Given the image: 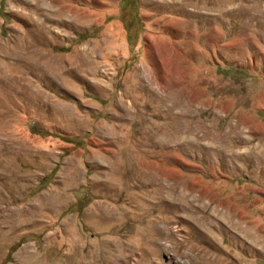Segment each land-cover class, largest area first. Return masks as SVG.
I'll return each instance as SVG.
<instances>
[{
	"label": "rangeland",
	"instance_id": "rangeland-1",
	"mask_svg": "<svg viewBox=\"0 0 264 264\" xmlns=\"http://www.w3.org/2000/svg\"><path fill=\"white\" fill-rule=\"evenodd\" d=\"M38 4L0 0V264H264V0Z\"/></svg>",
	"mask_w": 264,
	"mask_h": 264
},
{
	"label": "bare ground",
	"instance_id": "bare-ground-1",
	"mask_svg": "<svg viewBox=\"0 0 264 264\" xmlns=\"http://www.w3.org/2000/svg\"><path fill=\"white\" fill-rule=\"evenodd\" d=\"M33 1H34L35 8L38 9V7H40V5L38 4V1H39V0H38V1H37V0H33ZM40 8H41V7H40ZM180 199H185V196H180ZM162 229H164V226H161V227H160V230H159V233H160V234H163ZM166 230H167V229H166ZM165 235H166V234H165ZM167 235H168V233H167ZM170 246H171V245H170ZM167 248H168V247H167ZM163 249H164V248H163ZM202 252H203V251H202ZM203 253H205V252H203ZM196 254H197V253H196ZM200 255H201V254H200ZM200 255H199V256H200ZM207 255H208V254H207ZM201 256H203V255H201ZM200 258H201V257H200ZM204 258H205V257H204ZM204 258H203V259H204ZM196 259H197V258H196ZM206 260H207V258H206ZM200 261H201V259H200ZM198 263H199V262H198ZM206 263H207V261H206ZM199 264H200V263H199Z\"/></svg>",
	"mask_w": 264,
	"mask_h": 264
},
{
	"label": "trees",
	"instance_id": "trees-1",
	"mask_svg": "<svg viewBox=\"0 0 264 264\" xmlns=\"http://www.w3.org/2000/svg\"><path fill=\"white\" fill-rule=\"evenodd\" d=\"M32 126H34V125H32ZM38 130H39V129H38ZM34 131H37V129H36V130L34 129ZM43 133L47 134L48 132H47V131H43Z\"/></svg>",
	"mask_w": 264,
	"mask_h": 264
}]
</instances>
